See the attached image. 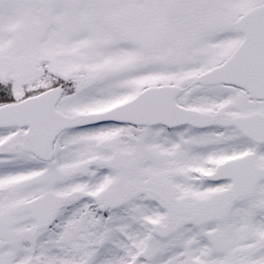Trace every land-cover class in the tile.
<instances>
[{
	"label": "snow or ice",
	"instance_id": "obj_1",
	"mask_svg": "<svg viewBox=\"0 0 264 264\" xmlns=\"http://www.w3.org/2000/svg\"><path fill=\"white\" fill-rule=\"evenodd\" d=\"M0 264H264V0H0Z\"/></svg>",
	"mask_w": 264,
	"mask_h": 264
}]
</instances>
